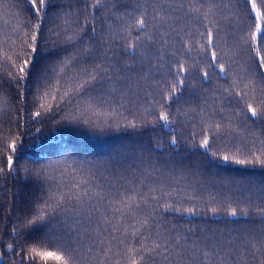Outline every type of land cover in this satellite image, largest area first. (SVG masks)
Here are the masks:
<instances>
[{"label": "trees", "instance_id": "obj_1", "mask_svg": "<svg viewBox=\"0 0 264 264\" xmlns=\"http://www.w3.org/2000/svg\"><path fill=\"white\" fill-rule=\"evenodd\" d=\"M161 2L163 0H156V3ZM179 2L185 4V8L172 13L171 19L168 21V25L175 27V31L168 25L160 30L163 33V38L169 40V44L162 45L160 35L155 34L154 48L160 49L161 58H153L150 66L148 64L141 66L138 62L139 57L132 58L119 51V48L109 51L104 41H107L108 44L113 42L109 36L110 30L117 34L115 40L119 41L120 36L118 34L123 32L122 25L130 19V17H127V13L138 15L139 13L133 12V9L137 6L147 7L152 3V0H106L108 7L98 9L95 20H92L91 13L84 11L83 0H60V3L64 5L63 12L71 13V15L61 16L56 22L45 20L46 27L53 28V32L46 37L48 41L46 49L51 54L37 56L34 71L35 77L43 80L44 83H32L33 91L26 90L22 85L20 90L25 92L23 100L15 99L14 89L11 91L0 90V131L11 127L12 132L7 133L4 131L5 135L15 136L22 135L25 132L28 133L27 136L23 137V151L17 153L20 156V165L23 167H40L42 164H47L49 159L53 162L59 160L62 169L67 172V175L64 176H61L59 171L53 172L56 181L61 183V187L71 184L73 179L87 178L85 173L78 170L73 173V167L78 161L85 167L95 161L97 167L94 168L95 174L92 176L94 184L92 192L100 193L99 203L96 204V207L99 208V215H106L121 229L129 233L138 230V234L140 232L147 234L148 230L140 228L138 221L149 219L150 224L155 221L151 228L152 239H156L155 233L157 230L179 237H188L189 230H191L190 238L180 241V244L190 246L191 251L181 249L179 255L169 253L168 260L157 258V264H177L178 260H181L182 264H200L201 259H205V264H221V261L214 257L203 258L202 256L203 251L208 250L213 240L224 244L232 240V243L238 245L240 249L236 250L234 254H230L227 248L221 249L219 255L225 258L224 264H232V261L242 254L241 250H243L248 264H258V260H252V253L255 250L251 245L256 244L258 246L259 241L264 238V221L252 211L248 216L240 215V209L248 210L249 202L252 203L253 207H264V170L260 168L251 169L235 164L220 165L214 162L211 157L203 155L202 149L193 147V141L191 140L186 144L180 143L174 147L168 143V140L171 139L172 135L177 134L168 133L159 128L155 132L140 134L125 131L121 127L119 131L113 129L102 134L92 135L83 129L74 132L70 128L58 125L59 116L52 118L51 116L42 115L39 118H33L31 115L35 111L44 112V109L39 107L41 104L49 105L55 110L56 101L52 99V95H62L64 92L70 93L72 89L69 85L77 78L81 80L84 78L81 72L82 69H91L95 64L104 65L108 62L106 58H111L110 62L116 65L115 70L109 72V75L113 76H123L124 73L120 69L125 64L137 65V70L132 73L133 82L135 83L136 78L142 73L147 74V79L140 82L139 88L142 93L146 89L150 91L148 85L155 82L156 70L163 71L162 66L168 65L171 60L170 53L178 52L181 48L180 37L184 36L185 32H189L191 37L185 38L195 40L201 32L205 31V25L212 27V24L200 18L199 13L188 12L187 7L189 6L199 8L203 4L202 11L212 7L209 21H215L223 30L221 35L227 33L226 39L229 41L232 40L234 35L246 33L252 24V20L245 10L246 5L243 4V0H179ZM257 3L260 4L261 0H257ZM114 4L115 8H113ZM214 5H219V7ZM261 10L264 11V7ZM149 12H152L151 8H149ZM226 16L229 17L228 20L224 19ZM77 17L81 21L88 20L89 27L85 30L84 40L68 49L57 48L58 44L64 42V36L61 32L58 39L55 32L61 31L62 28H68L71 33L77 29ZM28 19L35 22L31 11L25 5L19 3V0H0V41L7 37L9 44L12 41L19 44L20 40L17 39L16 32L18 30L23 31L24 22ZM93 24L96 28L95 34L90 30ZM135 35H137V32L133 30V36ZM140 35H144V33H140ZM148 35H154L151 24H149ZM98 37H103L104 41H101ZM197 47L199 45L193 47L191 57L181 54L180 60H188L189 63L202 60V57L197 55ZM85 48L89 51L84 52ZM53 49L56 51H52ZM67 53L72 54L68 56V60H72L73 63H68V60H65L57 66V62ZM9 55H12L15 59L12 52H9ZM151 55L155 57L158 53L152 52ZM224 59L226 60L227 56ZM207 70L210 73L215 71L212 68H207ZM238 72L239 69L233 66V70L229 73L227 79H213L211 84L204 83L201 85L198 76L193 80L200 94L194 99L188 96L185 97L188 102L184 107L195 109V111L190 112L186 118L187 126L181 128L184 133L190 131L200 133L199 121L202 118L196 113L203 108L205 110L203 119L207 120L210 118L208 113L212 112L214 105V114L217 120L221 115L219 108L224 107L222 115L232 118L234 121L233 127H236L237 123L243 122V112H240L239 116H234L233 112H239V108L235 105L228 106V99L221 95L225 88L232 86L233 81L239 80ZM255 80L257 81V91L255 93L249 92L248 96L245 97L246 100L249 97L259 98L261 96V88H264V84L260 83L259 76L255 77ZM57 81L61 83L57 85ZM3 83L4 81H0V84ZM49 84L60 87L61 93L57 94L54 88L47 87ZM239 86L243 89L242 83ZM105 87L109 90L116 88V97L124 100L125 107L129 108L131 112L137 110L136 104L130 105L128 102L127 96L130 93L127 91V84L120 85L113 82L112 84H106ZM46 92L50 94L45 95ZM98 94V90L90 93L91 96H97ZM109 99H112V97H109ZM76 100H80V97H76ZM80 102L83 103V100H80ZM249 102L257 106L255 99L249 100ZM146 106L148 105L141 104L139 110L143 111ZM125 115H128L129 119L133 118L129 112H125ZM18 116L21 119L17 120ZM123 123L125 121H121V125ZM204 128L208 131L206 124ZM36 129H40V131L37 133ZM237 131L241 132L243 139L247 141L252 139L264 140V120L257 121L255 118L250 117L242 123L240 128H237ZM150 137L158 138L159 142L163 144V148L154 151L153 148L157 141L156 139H150ZM200 138L201 136H197L196 139ZM177 139H179L178 135ZM228 140L229 138L225 137L224 140L213 144L212 151L223 147ZM33 145L36 146L33 147ZM19 148L20 142H18ZM66 149L68 150L67 155L64 154ZM225 151H227V148H225ZM2 152L3 142H0V154ZM141 156L144 157L143 160L139 159ZM36 160H39L41 164L33 163ZM105 161H108V163L105 164ZM121 164L125 165V170L118 173L116 170L120 169ZM69 165L72 167H69ZM0 166L4 165L0 164ZM153 166H155V170ZM142 169H146V172H142ZM114 174L128 178H141L140 183L135 181L127 183L125 181L129 190L136 188L139 192L148 191L151 188V195L160 196V191L156 189L162 186V190L166 195L160 201L161 208L155 211L153 217L145 215V212L153 211V205H150L147 209L141 205L139 210L133 209L130 216H121L118 213L106 211V208H108L107 201L117 198L116 189L119 190L121 195H127L121 180L113 178ZM52 187H55V184ZM48 189V181L34 179L19 170L15 173L6 174L4 178L0 179V252L5 256V264H11L10 258L15 256V252L8 251L7 244L15 245L18 241L21 244L23 243L24 236L21 234V230L24 228V224L22 221L26 215L31 213L33 206L38 203L39 198ZM212 197L216 198L215 201L212 200ZM165 203L171 204L173 208L180 211L195 208L197 214L188 215L185 213L181 215L180 211L164 213L163 206ZM232 208L237 209L238 215L235 217L227 214ZM211 209H216L217 214L212 215ZM205 212L208 214L205 215ZM86 215V212L81 213L82 217ZM113 216L116 217L115 220L112 219ZM64 223L73 236L76 232H81L83 236L82 247L84 249L92 247L94 254L99 249L92 244V240L98 238L89 235L85 228L90 231L91 227L106 229L112 226L111 224H104L102 220L100 225H81L80 227L75 226L71 219L64 221ZM173 228L176 229L175 233L171 232ZM13 229H16V231L14 232ZM61 231L62 229L57 224V234ZM113 235L121 236L122 233L103 232V238L106 240L103 248L107 250L110 247L111 252L109 255L115 260L118 251L121 256L123 255V245H118L117 241L111 240ZM65 238H67V233H65ZM107 241H111V244ZM145 243L150 242L145 241ZM175 243V239L168 241L169 248ZM217 248H220L219 243H217ZM105 264H107V260Z\"/></svg>", "mask_w": 264, "mask_h": 264}, {"label": "snow or ice", "instance_id": "obj_2", "mask_svg": "<svg viewBox=\"0 0 264 264\" xmlns=\"http://www.w3.org/2000/svg\"><path fill=\"white\" fill-rule=\"evenodd\" d=\"M19 3L25 5L31 11L35 22L31 19L26 20L23 31L18 30L16 32L17 39L20 40L19 44L15 41L9 44L7 37L0 41V45H3L0 46V81H4L3 84H0V90L11 91L14 89L15 99L23 100L25 92L20 90L22 85L26 90L33 91L32 83H44L43 80L35 77L34 71L36 57L51 54L46 49L48 42L46 37L53 32V28L46 27L45 20L56 22L61 16L71 15V13L63 12L64 5L60 3V0H19ZM83 3L84 11L91 13L92 20H95L98 9L108 7L106 0H83ZM243 4L246 5L245 10L252 20V24L246 33L234 35L231 41L226 39L227 33L221 35L223 30L215 21H209L212 7L204 11H202L203 4L199 8L187 7L188 12L199 13L200 18L208 21L212 24V27L205 25V31L201 32L195 40L185 38L191 37L189 32H185L184 36L180 37L181 48L178 52L170 53L171 60L168 65L162 66L163 71L160 69L156 70L155 82L148 85V89H151L150 91L146 89L142 93L139 88L140 82L147 79V74L142 73L136 78L135 83L133 82L132 73L137 70V65L125 64L120 69L124 75L113 76L109 75V72L114 71L116 65L110 62L111 58H106L108 62L104 65L95 64L91 69H82L81 72L84 78L82 80L77 78L69 85L72 89L70 93L64 92L62 95H52V99L56 101L55 110L49 105L41 104L39 107L44 109V112L35 111L31 114L32 117L39 118L44 115L55 118L59 116L58 125L70 128L74 132H79L83 129L92 135L102 134L113 129L119 131L121 127L125 131L140 134L155 132L159 128L168 133H176L179 136V139H177V135H172L171 139L168 140V143L174 147L180 143L186 144L191 140L193 141V147L202 149L203 155L211 157L214 162L220 165L235 164L251 169L260 168L264 170V140L252 139L247 141L243 139L242 133L237 131V128H240L242 123L246 122L250 117L255 118L257 121L264 120V88H261V96L259 98L253 96L249 97L248 100L245 99L249 92L255 93L257 91L255 77L259 76L260 83L264 84V11L261 10L264 7V0H261L260 4L257 3V0H243ZM214 6L219 7V5ZM113 8H115V4ZM149 8L152 9L151 13ZM184 8L185 4L180 3L179 0H163L161 3H156V0H152V3L147 7L137 6L133 9V12L139 13L138 15L127 13V17H130V19L122 25L123 32L118 34L120 36L119 41L115 40L117 34L111 32V30L109 31V36L113 41L111 44L104 41L103 37H98V39L104 41L109 51L119 48V51L132 58L139 57L138 62L141 66L145 64L150 66L153 58H161L160 49L154 48L156 42L155 34L160 35L162 45H168L169 40L163 38V33L160 30L168 25L172 13ZM224 19L228 20L229 17L226 16ZM76 24L77 29L71 33L68 28H62L61 31L55 32V36L58 39L61 36V32L64 36V42L58 44L57 48L68 49L84 40L85 30L89 27L88 20L81 21L77 17ZM149 24L153 28L154 35H148ZM168 26L175 31L174 26ZM90 30L93 34L96 33L94 24ZM133 30L137 32V35L133 36ZM140 33H144V35H140ZM195 45H199L196 48V52L199 57H202V60H195L192 63H189L188 60L181 61V54L191 57ZM52 51L56 50L53 49ZM83 51L88 52L89 49L85 48ZM9 52L15 55V59L12 55H9ZM152 52H156L158 55L153 57L151 55ZM69 55L72 54L67 53L62 56L61 60L57 62V66H59V63L68 60ZM225 56H227L226 60L224 59ZM68 63H73V61L68 60ZM233 66L239 69L237 73L239 80L233 81L232 86L225 88L221 95L228 99V106L235 105L239 108V112H233L234 116H239V113L243 112V122L237 123L236 127H233L234 121L232 118L222 115L224 107L219 108L221 115L219 120H217L214 114V105L212 112L208 113L210 118L207 120L203 119L205 115L203 108L196 113L202 118L199 121L200 133L195 131L184 133L181 128L182 126H187L186 118L190 112L195 111V109L184 107L188 102L185 97L188 96L194 99L200 94L193 80L198 76L199 83L202 85L204 83L211 84L213 79H227L229 73L233 70ZM207 68H212L215 71L210 73ZM113 82L120 85L127 84V91L130 93L127 99L130 105H137L135 112H131L129 108L125 107L123 99L116 97V88L106 89L105 85ZM60 83V81L56 82L57 85ZM241 83L243 84V89L239 86ZM47 87L54 88L57 94L61 93L60 87L51 84L47 85ZM97 90L99 91L97 96L90 95V93ZM202 91L206 92L207 90ZM49 94L45 93V95ZM76 97H80L83 103L80 100H76ZM109 97H112V99H109ZM252 99L256 100L257 106L249 102ZM141 104L148 106L144 107L143 111H140L139 106ZM125 112H129L133 118L129 119ZM19 119L21 117L18 116L17 120ZM121 121H125V123L121 125ZM205 124L208 126V131L204 128ZM4 131L11 133L12 129L9 127ZM4 131H0V142H3L0 164L4 165L0 166V179L4 178L6 174L15 173L19 170L34 179L49 182V189L39 198L31 213L26 215L22 221L24 224V228L21 230V234L24 236L23 243L21 244L18 241L15 245L7 244L8 251L15 252V256L10 258L11 264H105L106 260L107 264H157V258L168 260L169 253L179 255L181 249L191 251L190 246L180 244L182 239L190 238L191 230H189L188 237L173 236L157 230L155 233L156 239H152L151 228L155 221H153V224L149 223V219L138 221L140 228L148 230L147 234L143 232L138 234V230L129 233L121 229L118 224L113 223L112 220H109L106 215H99V208L96 207V204L99 203L100 193L92 192V187L94 186L92 176L95 174L94 168L97 167L95 161L87 167L78 161L73 167V173L78 170L85 173L87 178L73 179L71 184L61 187V183L56 181L53 172L59 171L61 176L67 175V172L62 169L59 160L53 162L49 159L47 164H42L40 167L28 168L21 166L20 156L17 153L18 151H23V137L27 136L28 133L25 132L22 135L13 136L5 135ZM39 131L40 129H36L37 133ZM197 136H201V138L196 139ZM225 137L229 138L225 145L217 148L216 151H212L213 144L224 140ZM150 139H156L157 141L153 148L154 151L163 148V144L159 142L158 138L150 137ZM18 142H20L19 149ZM35 146L33 145V147ZM225 148H227V151H225ZM67 151L66 149L65 155H67ZM139 159L143 160L144 157L141 156ZM33 163L41 164L39 160L33 161ZM107 163L108 161H105V164ZM117 163L119 162L117 161ZM69 167L72 166L69 165ZM153 168L155 170V166ZM50 169L52 170L51 172L49 171ZM124 170L125 165L121 164L120 169H117L116 172L119 173ZM142 172H146V169H142ZM113 178L121 180L127 195H121L119 190L116 189L117 198L107 201L108 208H106V211L118 213L121 216H130L132 210H139L141 205L145 209L153 205L152 212H145L147 217H153L155 211L161 208L160 201L166 195L162 190V186L156 189L160 191V196H155L150 194L151 188L148 191L138 192L136 188L129 190L126 187L125 181L127 183H132L133 181L140 183L141 178L139 177L128 178L114 174ZM53 184H55V187H52ZM109 186L111 187V185ZM215 199V197H212L213 201ZM170 211L177 212L180 210L173 208L171 204L165 203L163 212L167 213ZM210 211L212 215L217 214L216 209H211ZM250 211L264 221V207H253L252 203L249 202L248 210L241 208L240 215L248 216ZM82 212H86L87 215L82 217ZM185 213L188 215L197 214L195 208L180 211L181 215ZM207 214L205 212V215ZM227 214L235 217L238 215L237 209L232 208ZM68 219H71L72 223L77 227L81 225H100L101 220L104 224H111L112 226L106 229L91 227L90 231L85 228L89 235H94L98 238L92 240V244L99 249L94 254L92 247L86 249L82 247L83 236L81 232H76L75 236H73L69 231L64 223ZM112 219L115 220L116 217L113 216ZM57 224L62 229L59 234L56 232ZM13 231L15 232L16 229H13ZM104 231L122 233L121 236L113 235L111 237V240L117 241L118 245H123V255L121 256L118 251L115 260L109 255L111 248L109 247L107 250L103 248L106 243L105 238H103ZM171 232L175 233L176 229L173 228ZM65 233H67V238H65ZM172 239H175L176 243L169 248L168 241ZM209 239L212 240L211 237ZM145 241L150 243H145ZM107 243L111 244V241H107ZM217 243L220 244V248H217ZM178 245L179 247H177ZM251 247L255 250L252 253V260H258V264H264V238L259 241L258 246L252 244ZM223 248H227L230 254L240 250L238 245L232 243V240H229L227 244L213 240L208 250L203 251L202 256L203 258L214 257L220 260L221 264H224L225 258L219 255L220 250ZM101 252L103 253L102 256ZM241 252L242 254L237 256L232 261V264H248L243 250ZM0 264H5V256L2 252H0ZM177 264H182V261L178 260ZM200 264H205V259H201Z\"/></svg>", "mask_w": 264, "mask_h": 264}]
</instances>
